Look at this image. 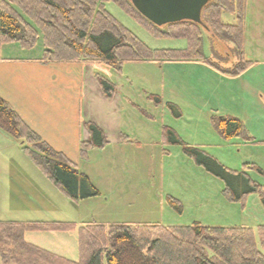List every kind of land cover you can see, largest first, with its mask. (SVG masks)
<instances>
[{
	"label": "rangeland",
	"instance_id": "obj_1",
	"mask_svg": "<svg viewBox=\"0 0 264 264\" xmlns=\"http://www.w3.org/2000/svg\"><path fill=\"white\" fill-rule=\"evenodd\" d=\"M104 8L151 50H182L186 46L184 39L152 38L112 3H106ZM220 20L226 25L235 24L234 16L227 13H221ZM201 37V53L207 61L223 73L230 74L238 62L235 46L228 40L212 36L206 30L202 31ZM242 40L245 62L264 59V0L246 1ZM42 55L40 39L32 49H23L16 43L0 44L2 60L39 59ZM95 71L99 77L118 87L115 95L118 105L113 104L114 108L120 106L125 97L119 86L124 84L125 79L133 83L132 113H107L110 122L119 127L125 126L137 137L138 142L125 147L106 138L108 142L104 151L90 149L87 153L88 161L82 160L79 163V172L88 177L98 191V196L73 202L60 192L53 191V185L45 183L44 175L43 185L31 183V194L36 199H31L30 205L26 200V206H15L4 214L6 219L23 217L28 221L21 223L54 221L74 226L66 233L29 232L24 235L25 242L76 262L78 230L85 224L172 227L198 223L209 227L251 228L256 235L257 248L264 255V245H261L256 234L258 227L264 226V207L257 195H249L243 203L227 202L221 194L224 185L219 179L196 166L185 156L180 146H165L162 141V129L166 127L189 146L198 148L209 143V134L216 133L210 124L211 118L237 119L232 116L235 113L230 97L232 84L225 82L221 85L213 81L211 73L206 74L199 68L189 66L136 64L123 66L120 72L107 65H100ZM150 96L159 99V103L150 101ZM167 105H173L179 111V117H175ZM114 108L110 107L109 110ZM108 125L112 128V124ZM0 132L10 139L11 136L6 132L1 129ZM226 142L219 141V145L209 152L225 168L235 171L242 168L246 159H254L261 165L258 166L263 175L253 170L246 172L253 181L264 185V150L260 149L259 152L258 148L237 140ZM259 146H264V143H259ZM11 156L9 161H14V164H30L27 155H18L20 160ZM23 175L21 173L20 177ZM27 187L30 188L29 184ZM25 196L20 191L16 201L19 202L20 197ZM168 197L180 203L181 213L167 203Z\"/></svg>",
	"mask_w": 264,
	"mask_h": 264
},
{
	"label": "trees",
	"instance_id": "obj_2",
	"mask_svg": "<svg viewBox=\"0 0 264 264\" xmlns=\"http://www.w3.org/2000/svg\"><path fill=\"white\" fill-rule=\"evenodd\" d=\"M246 1L211 0L201 11L203 28L188 21L155 27L132 7L129 0H1L0 44L16 43L23 49H32L40 39L45 61H97L117 71L128 62H197L223 73L201 53V34L206 30L235 46L238 62L230 74H223L236 75L250 66L244 60L242 49ZM106 3L116 5L152 38L184 39L185 48L149 49L106 12ZM221 13L234 16L235 24L222 23ZM99 85L103 94L111 97L113 85L103 79H99ZM149 99L159 103L154 96ZM167 108L179 117V111L173 105H167ZM210 124L224 141L241 137L245 143H256L245 136L243 123L238 119L215 117L210 119ZM86 127L90 138L80 146L81 161L87 160L90 149H101L106 143L94 124L88 123ZM0 129L24 144L31 162L63 196L77 202L99 195L86 175L41 141L1 98ZM162 141L165 146H180L196 166L219 179L224 185L221 194L227 202L243 203L249 195L255 194L264 207V186L253 182L246 172L253 170L263 175L258 166L243 164L239 171L227 169L205 151L182 142L166 127L162 129ZM167 203L178 213L182 212L178 201L168 197ZM73 226L54 221H0V264H264L255 232L248 227H209L198 223L172 227L85 224L78 230L76 262L24 240V235L29 232L66 233ZM256 232L264 245V226H259Z\"/></svg>",
	"mask_w": 264,
	"mask_h": 264
},
{
	"label": "crops",
	"instance_id": "obj_3",
	"mask_svg": "<svg viewBox=\"0 0 264 264\" xmlns=\"http://www.w3.org/2000/svg\"><path fill=\"white\" fill-rule=\"evenodd\" d=\"M43 57L44 49L39 59H0V98L41 141L71 162L78 172L77 166L82 162L79 158L80 146L82 143L89 142L90 138L86 127L88 123L94 124L102 132L106 143L108 142L106 138H110L109 140L116 141L125 147L128 144H137V137L125 126L119 127L118 124L110 122L107 113L115 111H118V115L132 113L131 102H134L131 92L133 91L132 82L125 79L124 84L119 86L125 97L123 96L120 102L122 106L114 108L113 104L118 105L115 99L118 87L113 85L112 95L107 98L101 90L99 79L108 80L99 77L95 71V68L105 64L97 61L50 62L45 61ZM248 62L250 66L236 75H226L197 62L159 65L195 67L206 74L211 73L213 81L221 85L225 82L231 83L232 96L230 97L235 110L232 116L243 123L245 136L256 143H245L241 137L226 143L237 140L244 145L258 148L257 151L260 152L264 150V146H259V143H264V59ZM148 63L150 62L124 63L120 67V72L123 66ZM110 107L114 109L109 110ZM108 124H112V128ZM123 134H126L125 137H122ZM208 138L209 143L198 148L205 150L218 161L219 159L209 150L219 145V141L220 143L225 141L221 140L216 133L209 134ZM10 139L0 132V221L24 222L28 220L22 219L23 217L6 219L4 214L9 213L17 205L26 206V200L30 205L31 199H36L31 194V183L43 185V173L31 161L26 165H17L13 163L14 161H9L11 155V158L15 157V159H19L18 155L21 156V154L23 157L26 156L24 144L11 137ZM106 143L100 150L106 149ZM88 159L87 157V161ZM245 161L242 163L261 167L254 159ZM257 161L261 163L259 159ZM21 173L24 175L20 177ZM247 175L249 176L248 173ZM45 180V183L49 184L46 178ZM51 187L53 191H57L54 186ZM20 191L27 196L20 197L21 199L17 202Z\"/></svg>",
	"mask_w": 264,
	"mask_h": 264
},
{
	"label": "water",
	"instance_id": "obj_4",
	"mask_svg": "<svg viewBox=\"0 0 264 264\" xmlns=\"http://www.w3.org/2000/svg\"><path fill=\"white\" fill-rule=\"evenodd\" d=\"M211 0H129L132 7L155 27L180 22H192L203 26L202 9ZM203 28H205L203 26Z\"/></svg>",
	"mask_w": 264,
	"mask_h": 264
}]
</instances>
